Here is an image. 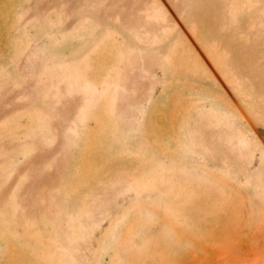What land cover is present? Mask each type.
Segmentation results:
<instances>
[{"label":"rangeland","instance_id":"obj_1","mask_svg":"<svg viewBox=\"0 0 264 264\" xmlns=\"http://www.w3.org/2000/svg\"><path fill=\"white\" fill-rule=\"evenodd\" d=\"M0 264H264V0H0Z\"/></svg>","mask_w":264,"mask_h":264}]
</instances>
